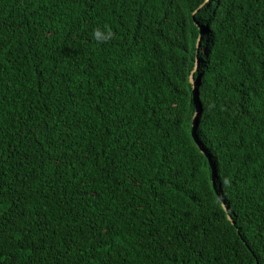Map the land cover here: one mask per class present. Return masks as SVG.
I'll list each match as a JSON object with an SVG mask.
<instances>
[{"label":"trees","instance_id":"1","mask_svg":"<svg viewBox=\"0 0 264 264\" xmlns=\"http://www.w3.org/2000/svg\"><path fill=\"white\" fill-rule=\"evenodd\" d=\"M0 264H264V0H0Z\"/></svg>","mask_w":264,"mask_h":264},{"label":"water","instance_id":"2","mask_svg":"<svg viewBox=\"0 0 264 264\" xmlns=\"http://www.w3.org/2000/svg\"><path fill=\"white\" fill-rule=\"evenodd\" d=\"M198 42H199V33H198V36H197V39H196V47L198 46ZM196 65H197V59H196V53H195L194 65H193V68L191 69V71L189 72V75H188V81H189V83L191 85L192 99L194 101V112H193V114L191 116V121H190V137L192 138L195 146L199 149V151L206 156L204 151L202 149H200V147H199V145H198V143L196 141V137H195L196 115H198V113H199V106H198V103L195 101V83H194L193 78H192V73H193L194 69L196 68ZM207 162H208V166H209L210 184L212 186V189L215 191L214 168H213V166H212V164H211L209 159H207ZM215 193H216V191H215ZM216 197L220 201V198H219L217 193H216ZM220 206H221L223 212L225 213L226 219L231 224H233L232 219L230 218V216L227 213L226 207L224 206V204L221 201H220Z\"/></svg>","mask_w":264,"mask_h":264},{"label":"clouds","instance_id":"3","mask_svg":"<svg viewBox=\"0 0 264 264\" xmlns=\"http://www.w3.org/2000/svg\"><path fill=\"white\" fill-rule=\"evenodd\" d=\"M114 36L112 29L105 25L102 28L97 27L93 30V38L97 41V43H106L111 40Z\"/></svg>","mask_w":264,"mask_h":264}]
</instances>
